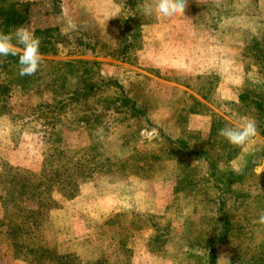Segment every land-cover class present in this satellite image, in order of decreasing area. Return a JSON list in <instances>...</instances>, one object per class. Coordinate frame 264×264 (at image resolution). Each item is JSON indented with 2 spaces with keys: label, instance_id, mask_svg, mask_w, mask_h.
I'll list each match as a JSON object with an SVG mask.
<instances>
[{
  "label": "rangeland",
  "instance_id": "rangeland-1",
  "mask_svg": "<svg viewBox=\"0 0 264 264\" xmlns=\"http://www.w3.org/2000/svg\"><path fill=\"white\" fill-rule=\"evenodd\" d=\"M12 1L0 0V32L18 27ZM15 1L30 3L23 26L50 29L48 62L20 77L0 57V193L8 165L42 170L59 129L61 149L111 166L73 198L54 193L58 206L41 199L40 223L17 237L0 223V264H264V0H187L172 18L143 15L144 0ZM86 115L94 124L78 125ZM248 120L258 134L245 145L218 135ZM17 204L9 220L22 223ZM26 245L52 252L38 263Z\"/></svg>",
  "mask_w": 264,
  "mask_h": 264
},
{
  "label": "trees",
  "instance_id": "trees-1",
  "mask_svg": "<svg viewBox=\"0 0 264 264\" xmlns=\"http://www.w3.org/2000/svg\"><path fill=\"white\" fill-rule=\"evenodd\" d=\"M10 14L7 17V22L11 26H21L29 20L30 16V3L25 1H12L10 3ZM1 24V23H0ZM50 29L46 30H36L35 35L37 37H41V35H44V33L48 32ZM43 43L49 44V41L45 39H41ZM6 61L4 65H2V68L7 67L8 65L12 63L18 64V57L8 56L5 58ZM44 62H48L47 60H42ZM52 63V61H49ZM65 63V64H64ZM60 65L59 70L63 71L65 68L64 66L67 65L66 62ZM9 84L0 81V103H2V106L6 104V97H9ZM93 87L90 88V93L92 92ZM68 101H74L77 102V99L73 97L72 95L68 98ZM67 101V102H68ZM260 104V101L257 100ZM68 103H56L52 105L46 106L47 108H53L55 105H57V109L65 107L68 105ZM260 108H262V101L259 105ZM134 107H130V110H132ZM1 112V108H0ZM57 121L53 123V128L56 130L57 125L62 122V117L55 116ZM94 120V119H93ZM96 120L97 122H101L100 117L97 116ZM78 122V125H86V126H92L94 122L91 120L90 116H87L85 118H79L76 120ZM96 122V123H97ZM216 122V121H214ZM51 138L54 140L50 146L51 153L48 154V156L45 158V162L43 164L42 170L40 172H32L27 169H20L15 168L14 166H9L8 170V176L10 177V181L8 183V187H6L7 194L0 193V198L3 203V207L5 210L4 217L0 219V223H3V225L8 226V233H10L11 237H17L18 234L21 231H25V226L31 225L35 226L40 223V216L44 215V211H42L43 206H46L45 201H52L55 202V199L53 196L54 193H60L64 195L67 198H73L76 196L80 183L87 180V175L90 173H93V171H97L100 168H105V170L108 171L109 167L111 166L110 159L103 158L95 161V162H89L82 161V159L86 158L84 155H81V152L78 153V151L74 152L73 150H66L61 149L60 141H61V130H56V133H53ZM99 148V145H94L93 147ZM188 148V147H187ZM58 155V156H57ZM79 155V157H78ZM93 156H91V159ZM90 159V160H91ZM93 165H89V164ZM234 178V177H232ZM233 181H231L232 183ZM40 197V203L36 202V199ZM13 202L12 208L14 206L16 208L19 207V204L23 205L26 203L27 207L23 214H26L25 221L23 220L22 223L11 222L9 220V209L10 204ZM55 206H58L55 202ZM14 214H17V212H14ZM9 235V236H10ZM24 247V246H22ZM27 252L36 254V262L38 263H44L45 259L41 261L46 254L52 252L51 249L43 246H39L36 248H32L28 245L25 246ZM60 261H63L60 257H58ZM65 258V257H64ZM212 258H215L213 255ZM66 262L69 261V257L65 258ZM52 260H49V262ZM215 262V261H214Z\"/></svg>",
  "mask_w": 264,
  "mask_h": 264
},
{
  "label": "clouds",
  "instance_id": "clouds-1",
  "mask_svg": "<svg viewBox=\"0 0 264 264\" xmlns=\"http://www.w3.org/2000/svg\"><path fill=\"white\" fill-rule=\"evenodd\" d=\"M186 5L187 0H144L138 7L146 16L155 13L172 18L184 16ZM40 45V38L23 25L15 28L13 32H0V57H18L20 77L33 76L41 69L43 61ZM257 134V125L252 120L239 127L225 126L218 130L220 137L236 147L245 145ZM258 222L264 224V211L260 213Z\"/></svg>",
  "mask_w": 264,
  "mask_h": 264
}]
</instances>
